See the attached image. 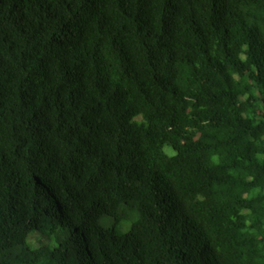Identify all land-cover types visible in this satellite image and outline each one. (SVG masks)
<instances>
[{
	"label": "trees",
	"instance_id": "16d2710c",
	"mask_svg": "<svg viewBox=\"0 0 264 264\" xmlns=\"http://www.w3.org/2000/svg\"><path fill=\"white\" fill-rule=\"evenodd\" d=\"M0 264H264V0H0Z\"/></svg>",
	"mask_w": 264,
	"mask_h": 264
}]
</instances>
